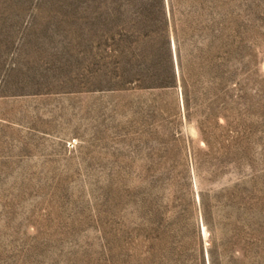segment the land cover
I'll list each match as a JSON object with an SVG mask.
<instances>
[{"label":"rangeland","instance_id":"374dc122","mask_svg":"<svg viewBox=\"0 0 264 264\" xmlns=\"http://www.w3.org/2000/svg\"><path fill=\"white\" fill-rule=\"evenodd\" d=\"M0 264H264V0H0Z\"/></svg>","mask_w":264,"mask_h":264}]
</instances>
